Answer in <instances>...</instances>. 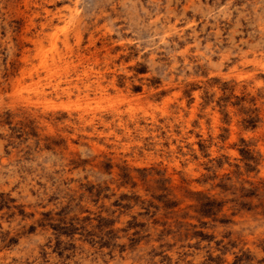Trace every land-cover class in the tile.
<instances>
[{"label":"rangeland","instance_id":"374dc122","mask_svg":"<svg viewBox=\"0 0 264 264\" xmlns=\"http://www.w3.org/2000/svg\"><path fill=\"white\" fill-rule=\"evenodd\" d=\"M0 264H264V0H0Z\"/></svg>","mask_w":264,"mask_h":264},{"label":"trees","instance_id":"16d2710c","mask_svg":"<svg viewBox=\"0 0 264 264\" xmlns=\"http://www.w3.org/2000/svg\"><path fill=\"white\" fill-rule=\"evenodd\" d=\"M246 152H244L245 154ZM247 154V153H246ZM248 166L250 167V165L248 164ZM214 204L212 202H208L207 204H205L204 207V212L207 214H211L212 213V209H213ZM206 209V210H205Z\"/></svg>","mask_w":264,"mask_h":264}]
</instances>
